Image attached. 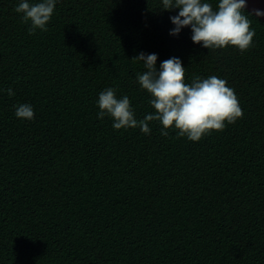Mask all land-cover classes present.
<instances>
[{"label": "trees", "instance_id": "1", "mask_svg": "<svg viewBox=\"0 0 264 264\" xmlns=\"http://www.w3.org/2000/svg\"><path fill=\"white\" fill-rule=\"evenodd\" d=\"M0 0V264H264V24L248 50L169 34L160 0H59L29 33ZM216 6L217 0H208ZM248 13V12H246ZM140 52L217 76L243 115L198 142L97 117L99 93L154 109L135 82ZM34 107L33 120L15 116Z\"/></svg>", "mask_w": 264, "mask_h": 264}, {"label": "clouds", "instance_id": "2", "mask_svg": "<svg viewBox=\"0 0 264 264\" xmlns=\"http://www.w3.org/2000/svg\"><path fill=\"white\" fill-rule=\"evenodd\" d=\"M59 0H19L15 12L25 23H30L29 33L46 31ZM162 10L178 9L170 16L174 25L169 34L178 36L182 29L190 27L191 39L209 50L233 46L241 52L252 47L255 29L251 28L246 13L247 0H217L216 6L208 0H160ZM256 17L264 11L254 10ZM133 59L142 62L143 71L137 72L135 82L149 96L154 109L142 119L136 117L127 95L118 97L116 89L102 90L95 103L97 117L108 116L114 130L138 128L143 134H151V122L161 125V135L167 137L169 129L179 137L198 142L212 131H222L226 124H233L243 115L237 96L227 82L215 75L202 78L194 76L185 82L186 68L179 57L173 56L159 63L158 54L140 52ZM14 96L11 87L0 89ZM15 116L21 120H33L34 107L29 103L15 106Z\"/></svg>", "mask_w": 264, "mask_h": 264}, {"label": "water", "instance_id": "3", "mask_svg": "<svg viewBox=\"0 0 264 264\" xmlns=\"http://www.w3.org/2000/svg\"><path fill=\"white\" fill-rule=\"evenodd\" d=\"M255 9H260L264 11V0H247L245 9L246 12L253 13V16L264 24V16L256 17L254 15Z\"/></svg>", "mask_w": 264, "mask_h": 264}]
</instances>
